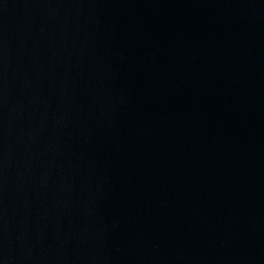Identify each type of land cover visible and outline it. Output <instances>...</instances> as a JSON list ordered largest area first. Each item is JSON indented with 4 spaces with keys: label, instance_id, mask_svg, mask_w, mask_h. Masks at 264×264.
I'll use <instances>...</instances> for the list:
<instances>
[{
    "label": "water",
    "instance_id": "1",
    "mask_svg": "<svg viewBox=\"0 0 264 264\" xmlns=\"http://www.w3.org/2000/svg\"><path fill=\"white\" fill-rule=\"evenodd\" d=\"M0 264H264V0H0Z\"/></svg>",
    "mask_w": 264,
    "mask_h": 264
}]
</instances>
